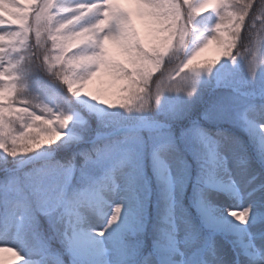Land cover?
Segmentation results:
<instances>
[{"label":"snow or ice","instance_id":"6c2138e0","mask_svg":"<svg viewBox=\"0 0 264 264\" xmlns=\"http://www.w3.org/2000/svg\"><path fill=\"white\" fill-rule=\"evenodd\" d=\"M0 264H264V0H0Z\"/></svg>","mask_w":264,"mask_h":264},{"label":"rangeland","instance_id":"374dc122","mask_svg":"<svg viewBox=\"0 0 264 264\" xmlns=\"http://www.w3.org/2000/svg\"><path fill=\"white\" fill-rule=\"evenodd\" d=\"M207 55H211V53H208ZM98 81H95L92 85H90V88H95L98 86Z\"/></svg>","mask_w":264,"mask_h":264}]
</instances>
